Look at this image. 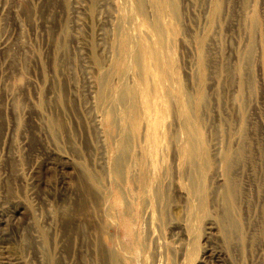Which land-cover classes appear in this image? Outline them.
Segmentation results:
<instances>
[{
	"label": "rangeland",
	"instance_id": "rangeland-1",
	"mask_svg": "<svg viewBox=\"0 0 264 264\" xmlns=\"http://www.w3.org/2000/svg\"><path fill=\"white\" fill-rule=\"evenodd\" d=\"M239 131L251 153L234 209L202 163L206 208L155 199L184 134L211 159ZM149 149L154 186L131 170L148 171ZM262 149L264 0H0V264H100L107 244L117 264H264Z\"/></svg>",
	"mask_w": 264,
	"mask_h": 264
},
{
	"label": "bare ground",
	"instance_id": "bare-ground-1",
	"mask_svg": "<svg viewBox=\"0 0 264 264\" xmlns=\"http://www.w3.org/2000/svg\"><path fill=\"white\" fill-rule=\"evenodd\" d=\"M193 6V5H192ZM218 15V14H217ZM192 20V19H191ZM134 23V22H133ZM132 24V23H131ZM112 31V30H111ZM256 31V30H255ZM183 34V33H182ZM131 40V39H130ZM129 40V41H130ZM133 40V39H132ZM136 41V40H135ZM131 42V41H130ZM130 42L128 43L129 45H130ZM134 42V41H133ZM132 43V42H131ZM205 44V43H204ZM128 45V46H129ZM134 45V44H133ZM250 45V44H249ZM127 46V47H128ZM250 47V46H249ZM130 48V47H129ZM128 48V49H129ZM193 48V47H192ZM131 49V48H130ZM132 49H134V47L132 48ZM248 49V48H247ZM249 50H251V49H249ZM129 51V50H128ZM127 51V52H128ZM135 51V50H134ZM247 51V50H246ZM249 52V51H248ZM130 53H132V50L131 51H129V54ZM207 53V52H206ZM128 54V55H129ZM205 54V53H204ZM203 54V55H204ZM218 54V53H217ZM133 55V54H132ZM131 55V56H132ZM130 56V57H131ZM208 56V55H207ZM203 57V56H202ZM206 57V56H205ZM204 57V58H205ZM243 57V56H242ZM203 59V58H202ZM201 59V60H202ZM207 59V58H206ZM203 61V60H202ZM204 61H206V60H204ZM207 61H209V60H207ZM241 61V60H240ZM248 61V60H247ZM243 62V61H242ZM249 62V61H248ZM202 64H204L203 62H202ZM211 65V64H210ZM239 65V64H238ZM242 65V64H241ZM246 66H247V64H246ZM241 67H239V69H240ZM244 67H242V69H243ZM247 70V69H246ZM248 70H249V68H248ZM247 70V71H248ZM243 72H244V70H242ZM208 73V72H207ZM249 74V73H248ZM239 78H240V76H239ZM247 78V77H246ZM248 78H251V77H248ZM243 79V78H242ZM241 79V80H242ZM240 80V81H241ZM252 80V79H251ZM239 81V82H240ZM249 82H250V80H248ZM247 83V82H246ZM190 84V83H189ZM208 84V83H207ZM244 84H245V82H244ZM251 84V83H250ZM241 85H242V83H241ZM243 87H245V86H243ZM249 87V86H248ZM238 88V87H237ZM251 88V87H250ZM246 89V88H245ZM244 89V90H245ZM192 90H193V88H192ZM241 90V89H240ZM251 90V89H250ZM209 91V90H208ZM207 91V92H208ZM237 92H239V91H237ZM246 92H247V90H246ZM245 94V93H244ZM244 94H243V96H244ZM240 95H242V94H240ZM202 96H206V95H202ZM237 97H238V94L236 95ZM208 98V97H207ZM207 98H205V97H203V101L202 102H204V101H206V99ZM215 98V97H214ZM233 99V98H232ZM237 99V98H236ZM236 99H235V101H236ZM144 101H146V100H144ZM208 101V100H207ZM234 101V100H233ZM199 102V101H198ZM146 103V102H145ZM194 103V102H193ZM213 103V102H212ZM147 104V103H146ZM199 104V103H198ZM202 104V103H201ZM217 104V103H216ZM208 105V104H207ZM207 105L205 106V107H207ZM198 107H200V106H198ZM198 107H197V109H198ZM205 110H206V108H204ZM202 110V109H201ZM211 110V109H210ZM200 111V110H199ZM198 112V111H197ZM202 112V111H201ZM173 113V112H172ZM94 114V113H93ZM206 115V114H205ZM204 116V115H203ZM211 116V115H210ZM186 118V117H185ZM195 118H196V116H195ZM203 118L204 117H202L201 115H200V117L198 118V119H200L199 120V122H201L202 124H204V123H206L205 122V120H203ZM229 118V117H228ZM187 119H188V117H187ZM186 119V120H187ZM179 120V119H178ZM224 120V119H223ZM196 121H197V118H196ZM225 121V120H224ZM146 122V121H145ZM175 122V121H174ZM188 122V121H187ZM198 122V121H197ZM238 122V121H237ZM148 123V122H147ZM183 123V122H182ZM189 123V122H188ZM184 124V123H183ZM199 124V123H198ZM190 126H191V124H190ZM189 126V127H190ZM184 127H186V126H184ZM188 127V126H187ZM189 127H188V129H189ZM193 127V126H192ZM195 127H197V126H195ZM172 129V128H171ZM193 129V128H192ZM227 129V128H226ZM123 130V129H122ZM190 130V132H191V129H189ZM240 130H242V129H240ZM148 131V130H147ZM199 131V130H198ZM151 132V131H150ZM189 132V131H188ZM146 133V132H145ZM238 138L236 139V141H237V143H236V145H235V147H234V145H231V147L229 146H224L223 148H222V146L220 147V145L219 144H217V147H218V150H217V153H215L214 154V156H210V158L211 159H209L208 157H207V151H206V149L204 148L203 150H202V148L201 147H199V145L200 144H198V142H200L201 140L203 141V137H201L200 136V133H199V135H198V133L196 132V133H194V134H184V137H183V139H186V141H187V139H189V142H186V145H185V142H184V146H186L187 148H185V150L186 151H188V155H187V157L183 160H181V150L183 149V148H180V146L179 147H176L175 149H174V152H173V167H171L173 170L172 171H170L168 168H166L165 167V170H164V172L161 174V176H160V178L159 179H156L157 180V186L155 185H152V183L153 184H155L156 182H155V180H154V175H155V169L154 170H152L153 169V167H154V163L155 162H157V160H158V158H156L157 160L154 162V158L152 159V157L154 156L153 154H154V152L153 151H151L150 149H152L151 147H149L150 149V153H149V168H147L148 169V171L147 170H145V171H142V170H140V163L138 164V161L136 162L135 160V162H133V165H132V167H131V170L132 171H134V179H137V177H138V179L139 178H141L140 176V174H143V175H146L147 174V177H148V183H149V185H152V186H154L155 188L152 190L151 188H149L148 187V190L150 191V190H152V194H154V196H155V199H160V200H162L163 202H165V203H168V204H170V201H169V196L171 195V194H169V192L170 191H172V193L174 194V195H176V196H179V197H181V199L183 200V202H184V204H185V209L186 208H189V207H191V206H197L198 205V202H199V205L201 206V209L203 210V208H206V206H208V198H210L211 199V197L210 196H214V194L216 193V191L217 190H215L214 189V187H213V185H212V179L210 180V177H208V179H207V176H209V175H206L205 176V174L204 173H206V171H201L200 170V165H201V163L203 164L202 166H204L205 164L207 165V166H210V168L212 169V167L214 168V167H217L216 169H214V174L212 175H210L211 176V178H214V177H216L218 180H220L222 177V179H223V181H222V183H224V185L223 184H221V185H223V187H221L223 190H222V192H220V193H223V197H224V202H226L229 206L231 205V204H233V202H237L238 200V198H240V193H241V196L242 197H244V195H242V190L244 191V189H246V187L243 189L242 188V185H241V183H240V179H239V177L241 176V174H242V172H243V167H242V163L243 162H248V161H250V158H248L249 157V153H251V149L248 147V135H247V133L246 132H244V131H239L238 132ZM181 135H183V134H181ZM251 134H249V136H250ZM143 136V135H142ZM141 136V137H142ZM155 136V135H154ZM154 136H151L148 132H147V134L145 135V139L146 140H148V141H150V144L152 143L153 145H155L156 144V141L159 139V137H158V139L157 140H155V138H154ZM156 136H158L157 134H156ZM219 136V135H218ZM119 137V136H118ZM182 137V136H181ZM143 140V139H142ZM197 140H199V141H197ZM202 141H201V143H202ZM158 142H160V141H158ZM157 142V143H158ZM183 144V143H182ZM134 145V144H133ZM158 145V144H157ZM215 145V144H214ZM115 146V145H114ZM129 147V146H128ZM132 147V146H131ZM148 147V146H147ZM158 147V146H157ZM163 147V146H162ZM124 148H126V147H124L123 146V149ZM161 148V147H160ZM253 148V147H252ZM119 149V148H118ZM135 149V148H134ZM133 149V150H134ZM137 149H138V147H137ZM256 149V148H255ZM129 150V149H128ZM156 150V149H155ZM158 150V149H157ZM161 150V149H160ZM163 150V149H162ZM165 150V149H164ZM163 150V151H164ZM253 150V149H252ZM262 150H264V149H262ZM125 151H126V149H125ZM130 151V150H129ZM129 151H128V154H129ZM254 151V150H253ZM256 151V150H255ZM254 151V152H255ZM127 152V151H126ZM126 152H125V154H126ZM132 152V151H131ZM135 152H138V151H135ZM143 152V151H142ZM149 152V151H148ZM152 152H153V154H152ZM183 152V151H182ZM122 153V152H121ZM133 153H134V151H133ZM132 153V154H133ZM140 153V152H139ZM157 153V152H156ZM155 153V155H157L158 156V153L156 154ZM186 153V152H185ZM262 153H264V152H262ZM123 154V153H122ZM131 154V155H132ZM143 153H141V155H142ZM258 154V153H257ZM130 155V156H131ZM144 155V154H143ZM212 155V154H211ZM116 156V155H115ZM133 156H135V155H133ZM209 156V155H208ZM127 157H129V156H127ZM148 157V156H147ZM155 157V156H154ZM159 157H161V155L159 156ZM253 157V156H252ZM114 158V157H113ZM130 158V157H129ZM142 158V157H141ZM162 158H163V156H162ZM184 158V157H183ZM254 158V157H253ZM252 158V159H253ZM133 159V158H132ZM136 159H139V158H136ZM143 159H145V158H143ZM142 159V160H143ZM116 160H117V157H116ZM126 160V159H125ZM159 160H161V158L159 159ZM124 161V160H123ZM123 161H121L120 159H118L117 161H116V170L115 171H117V172H119V173H121L122 171V166H123ZM128 161V160H127ZM131 161V160H130ZM145 161V160H144ZM161 161H163V160H161ZM147 162V161H146ZM145 162V163H146ZM113 163V162H112ZM145 163H144V165H145ZM158 163V162H157ZM160 163V162H159ZM129 164V163H128ZM143 164V163H142ZM148 164V163H147ZM146 164V165H147ZM161 164V163H160ZM160 164H158V166L160 165ZM110 165V164H109ZM108 165V166H109ZM145 165V166H146ZM164 165V164H163ZM163 165H161V166H163ZM249 165V164H248ZM124 166H125V164H124ZM142 166V165H141ZM144 166V167H145ZM165 166V165H164ZM128 167V166H127ZM157 167V166H156ZM246 167H247V165H246ZM249 167L250 166H248V170H249ZM142 168V167H141ZM146 168V167H145ZM159 167H157V169H158ZM164 168V167H163ZM204 167H202V169H203ZM206 168V167H205ZM125 169V168H124ZM130 169V168H129ZM251 169V168H250ZM126 170V169H125ZM127 170H128V168H127ZM130 170V171H131ZM210 170V169H209ZM246 170V169H245ZM121 171V172H120ZM146 171L149 173H146ZM153 171V174L152 175H150L151 174V172ZM161 171H162V169H161ZM211 171V170H210ZM251 171H252V169H251ZM129 172V171H128ZM127 172V173H128ZM158 172V171H157ZM207 172H209V171H207ZM212 172V171H211ZM219 172V173H218ZM246 172V171H245ZM125 173V172H124ZM159 173V172H158ZM248 173H249V171H248ZM247 173V174H248ZM259 173V172H258ZM257 173V174H258ZM130 174V173H129ZM128 174V175H129ZM132 174V173H131ZM137 174V175H136ZM209 174V173H208ZM245 174V173H244ZM128 175H126V176H128ZM142 175V176H143ZM160 175V174H159ZM254 176V175H253ZM262 176V175H261ZM145 177L146 176H144V180H145ZM156 177H158V176H156ZM155 177V178H156ZM182 178H185L186 180H187V183H183L182 182ZM256 178H258V177H256ZM221 179V180H222ZM248 179V178H247ZM252 179V178H251ZM251 179H249V180H251ZM263 179V178H262ZM261 179V180H262ZM210 180V181H209ZM243 180V179H242ZM141 181H142V179H141ZM140 181V182H141ZM147 181V180H146ZM244 181V180H243ZM210 182V183H209ZM249 182H251V181H249ZM252 182H253V180H252ZM251 182V183H252ZM143 183H145V182H143ZM209 183V184H208ZM251 183H250V185L249 186H251ZM146 184H147V182H146ZM145 184V185H146ZM244 184H247V183H245L244 182ZM255 184V183H254ZM253 184V185H254ZM260 184V183H259ZM152 186H150V187H152ZM218 186V185H217ZM220 187V186H219ZM260 187V186H259ZM153 188V187H152ZM264 189V188H263ZM92 190V189H91ZM153 191H154V193H153ZM262 191V190H261ZM245 192V191H244ZM264 192V191H263ZM148 194V193H147ZM172 194V195H173ZM244 194V193H243ZM251 194V193H250ZM142 195V194H141ZM149 195V194H148ZM147 196V195H146ZM153 196V197H154ZM115 197V196H114ZM139 197V196H138ZM143 197V196H142ZM222 197V196H221ZM222 197V198H223ZM152 198V197H151ZM142 199H147V198H142ZM148 200V199H147ZM150 200V199H149ZM221 200V199H220ZM156 201V200H155ZM147 202V201H146ZM150 203L152 202V199L149 201ZM161 202V201H160ZM83 203V202H82ZM97 203V202H96ZM110 203V202H109ZM164 203V205H167V204H165ZM210 203V202H209ZM212 203V202H211ZM210 203V204H211ZM219 203H220V201H219ZM239 203V202H238ZM149 203H147L146 205H145V207H148L147 205H148ZM152 204V203H151ZM240 204V203H239ZM140 205V204H139ZM143 205V206H144ZM155 205V204H154ZM214 205V204H213ZM221 205H222V203H221ZM235 205V208H236V203L234 204ZM129 206V205H128ZM149 206H151L152 207V205H149ZM159 206H160V204H159ZM212 206V205H211ZM216 206H219V205H216ZM223 206V205H222ZM226 207H227V209L229 210V208L231 209V207L233 206H227V205H225ZM140 207V206H139ZM142 207V206H141ZM149 208L150 210H152V208ZM169 207V206H168ZM167 207V208H168ZM173 207V206H172ZM214 207H215V205H214ZM164 208H166V206L164 207ZM233 209H234V206L232 207ZM238 208V207H237ZM106 210H107V208H105ZM109 209V208H108ZM133 209H134V207H133ZM140 209V208H139ZM163 209V208H162ZM190 209V208H189ZM224 209V208H223ZM232 209V210H233ZM246 209V208H245ZM150 210H148V211H150ZM164 210V209H163ZM227 210V211H228ZM237 210V209H236ZM81 211V210H80ZM108 211V210H107ZM145 211V210H144ZM147 211V212H148ZM166 211V209L164 210V212ZM195 211V210H194ZM83 212V211H82ZM86 212V211H85ZM112 212V211H111ZM129 212V211H128ZM127 212V213H128ZM141 212H143L142 211V208H141ZM167 212V211H166ZM165 212V213H166ZM226 212V211H225ZM235 212V211H234ZM104 213V212H103ZM146 213V212H145ZM153 213V212H152ZM247 213V212H246ZM86 214V213H85ZM111 214V213H110ZM142 214V213H141ZM227 214V213H226ZM80 215V214H79ZM103 215V214H102ZM117 215V214H116ZM138 215V214H137ZM143 215V214H142ZM148 215V214H147ZM163 215H164V213H163ZM165 215H168L169 216V214H165ZM188 215V214H187ZM104 216V215H103ZM150 216V215H149ZM185 216H186V214H185ZM184 216V217H185ZM207 216H209V215H207ZM222 216V215H221ZM228 216V215H227ZM84 217V216H83ZM86 217V216H85ZM140 217V216H139ZM138 217V218H139ZM144 217V216H143ZM142 217V218H143ZM151 217H152V215L150 216V217H148V218H150L151 219ZM188 217V216H187ZM193 217V216H192ZM191 217V218H192ZM81 218V217H80ZM186 218V217H185ZM221 218V217H220ZM234 218V217H233ZM189 219V218H188ZM235 219V218H234ZM77 220V219H76ZM86 220V219H85ZM102 220H103V218H102ZM109 220V219H108ZM116 220V219H115ZM134 220V219H133ZM143 220V219H142ZM146 220V219H145ZM190 220H192V219H190ZM209 220V219H208ZM232 220V219H231ZM120 221V220H119ZM139 221V220H138ZM154 221V220H153ZM223 221V220H222ZM230 220H228V222H229ZM244 221V220H243ZM116 222V221H115ZM127 222H128V220H127ZM226 222V221H225ZM224 222V223H225ZM231 222H233V221H231ZM183 223V222H182ZM184 223H186V222H184ZM119 224V223H118ZM146 224V223H145ZM148 224V223H147ZM147 224H146V226H147ZM152 224H153V222H152ZM245 224V223H244ZM248 224V223H247ZM246 224V225H247ZM259 224V223H258ZM136 225V224H135ZM144 225V224H143ZM142 225V226H143ZM182 225V224H181ZM185 225V224H184ZM187 225V224H186ZM185 225V226H186ZM228 225V224H227ZM232 225H233V223H232ZM257 225V224H256ZM138 226V225H137ZM149 226H152V225H149ZM235 226H236V224H235ZM234 226V227H235ZM140 227V226H139ZM188 227V226H187ZM232 227V226H231ZM134 228V227H133ZM143 228V227H142ZM147 228V227H146ZM149 228V227H148ZM148 228H147V230H148ZM190 228V227H189ZM230 228V227H229ZM145 229V228H144ZM153 229V228H152ZM185 229V228H184ZM228 229V228H227ZM146 230V229H145ZM189 230V229H188ZM235 230V229H234ZM236 230H237V227H236ZM255 230V229H254ZM259 230V229H258ZM140 231V230H139ZM144 231V230H143ZM149 231V230H148ZM150 231H151V229H150ZM153 231H154V229H153ZM187 231V230H186ZM227 231H229V230H227ZM227 231H226V233H227ZM231 231V230H230ZM229 231V232H230ZM239 231V230H238ZM141 232V231H140ZM147 232V231H146ZM152 232V231H151ZM185 232V231H184ZM188 232V231H187ZM235 232V231H234ZM152 233H155V232H152ZM233 233V232H232ZM140 234V233H139ZM148 234H149V232H148ZM151 234V233H150ZM150 234H149V236H150ZM194 234V233H193ZM229 234V233H228ZM236 234V233H235ZM133 235V234H132ZM143 235H145V234H143ZM147 235V234H146ZM187 235V234H186ZM138 236V235H137ZM153 236H154V234H153ZM225 236H228V235H226L225 234ZM229 236H230V234H229ZM235 236V235H234ZM143 237V236H142ZM141 237V238H142ZM144 237H146V236H144ZM152 237V236H151ZM155 237V236H154ZM189 237V236H188ZM191 237H192V235H191ZM138 238H139V236H138ZM148 238V236L146 237V239ZM153 238V237H152ZM151 238V239H152ZM157 238V237H156ZM251 238V237H250ZM154 240H155V238H153ZM152 239V240H153ZM159 239V238H158ZM134 240V239H133ZM149 240H150V238H149ZM148 240V241H149ZM230 240V239H229ZM231 240H232V238H231ZM258 241V240H257ZM111 242H112V240H111ZM110 242V243H111ZM134 242V241H133ZM146 242V241H145ZM151 242V241H150ZM157 242V241H156ZM131 243V242H130ZM141 243H142V241H141ZM158 243V242H157ZM161 243V242H160ZM237 243V242H236ZM257 243V242H256ZM151 244L153 245V241L151 242ZM151 244H148V246L149 245H151ZM190 244V243H189ZM159 245V244H158ZM132 246V245H131ZM139 246V245H138ZM148 246H147V248H148ZM160 246V245H159ZM165 246V245H164ZM187 246V245H186ZM190 246V245H189ZM134 247V246H133ZM154 247V246H153ZM163 247V246H162ZM116 248V247H115ZM132 248V247H131ZM143 248V247H142ZM154 248H156V247H154ZM159 249H160V247H158ZM188 248V247H187ZM187 248H186V250H187ZM254 248V247H253ZM113 249V247L110 245V244H107V246L106 245H102L101 246V248H100V251H99V263L100 264H107L106 262H108V264L110 263H114V264H117L118 263V260L116 259V254L114 253V251L112 250ZM133 249V248H132ZM162 249V248H161ZM166 249V248H165ZM167 249H168V247H167ZM116 250V249H115ZM144 251H145V249H143ZM147 250H149V249H147ZM146 250V251H147ZM163 250V249H162ZM161 250V251H162ZM169 250V249H168ZM185 250V249H184ZM150 251H151V249H150ZM156 251V250H155ZM148 252V251H147ZM152 252H154L153 251V249H152V251H151V253ZM188 252V251H187ZM116 253H118L117 252V250H116ZM146 253V252H145ZM150 253V252H149ZM159 253V252H158ZM165 253V252H164ZM183 253V252H182ZM140 254V253H139ZM256 254V253H255ZM135 255V254H134ZM150 255V254H149ZM155 255V254H154ZM153 255V256H154ZM127 256L128 257H130V254H128L127 253ZM180 256V255H179ZM136 257V256H135ZM164 257V256H163ZM163 257H161L162 259H163ZM166 257V256H165ZM177 257V256H176ZM181 257V256H180ZM183 257V256H182ZM185 257H186V255H185ZM257 257V256H256ZM125 258V257H124ZM139 258H140V256H139ZM156 258H157V256H156ZM158 258H159V255H158ZM97 259H98V257H97ZM153 259V258H152ZM127 260V259H126ZM125 260V261H126ZM158 260V259H157ZM157 260H155V261H157ZM164 260V259H163ZM176 260H177V258H176ZM141 261V260H140ZM159 261V260H158ZM127 262V261H126ZM162 263V262H161ZM160 263V264H161ZM125 264V263H124Z\"/></svg>",
	"mask_w": 264,
	"mask_h": 264
}]
</instances>
